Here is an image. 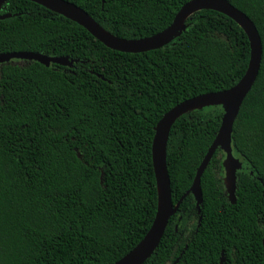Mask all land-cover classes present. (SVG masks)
Masks as SVG:
<instances>
[{
	"label": "trees",
	"instance_id": "obj_1",
	"mask_svg": "<svg viewBox=\"0 0 264 264\" xmlns=\"http://www.w3.org/2000/svg\"><path fill=\"white\" fill-rule=\"evenodd\" d=\"M65 1L116 37L142 39L167 28L190 0ZM228 1L253 22L262 45L231 136L242 162L236 202L227 200L218 149L201 176L199 226L188 195L144 264H220L222 253L225 264H264V0ZM4 14L11 17L0 20V54L78 63L0 64V264H113L155 218L156 124L187 99L233 87L248 66V38L231 19L203 10L171 44L127 54L27 0L7 1ZM222 116V107H208L172 126L166 167L174 205L190 189ZM178 216L184 224L175 230Z\"/></svg>",
	"mask_w": 264,
	"mask_h": 264
},
{
	"label": "water",
	"instance_id": "obj_2",
	"mask_svg": "<svg viewBox=\"0 0 264 264\" xmlns=\"http://www.w3.org/2000/svg\"><path fill=\"white\" fill-rule=\"evenodd\" d=\"M9 0H0V11ZM70 20L85 29L106 48L127 54H139L162 49L171 44L187 28L186 21L199 11H214L234 21L246 34L250 46V57L243 77L230 89L207 93L187 99L163 115L154 128L151 146L152 167L157 189V209L153 223L142 240L123 258L113 264H144L158 247L169 219L177 212L186 196L192 195L196 212L200 214L202 205L201 176L214 153L219 149L224 154L222 167L223 182L227 200L235 204L236 173L242 169V162L233 155L232 131L243 101L251 91L261 64L262 45L253 22L228 0H190L174 16L172 23L163 31L142 39H122L104 30L91 16L76 5L65 0H27ZM10 14L0 15V20L10 18ZM13 60L34 61L45 67L51 64L72 68L76 60L68 57H48L39 53L20 52L0 54V64ZM99 77V76H98ZM101 78V77H99ZM220 106L223 109L220 127L197 168L190 189L174 205L171 198L170 179L166 167V149L169 134L174 123L183 115L208 107ZM178 260L175 262L177 263Z\"/></svg>",
	"mask_w": 264,
	"mask_h": 264
},
{
	"label": "flooded vegetation",
	"instance_id": "obj_3",
	"mask_svg": "<svg viewBox=\"0 0 264 264\" xmlns=\"http://www.w3.org/2000/svg\"><path fill=\"white\" fill-rule=\"evenodd\" d=\"M17 61H18V60H17ZM176 213H177V212H176ZM176 213H175L173 216H176V215H177ZM221 215H226V214H225V213H224V214H220V216H221ZM173 216H172V217H173ZM195 221H196L197 226H199V224H200V222H201V216H200V214H198L197 212H196V218H195ZM193 222H194V221H192V222H185L186 227H188V228H187L188 231L191 230V228H190L189 225H190V224L192 225ZM175 223H176V224L174 225V226H175L174 229L177 230L178 226H179L180 224L183 223V222H182V219H181L180 216L177 217ZM183 224H184V223H183ZM219 263H220V264H225V257L223 256V253H222V255H221L220 259H219Z\"/></svg>",
	"mask_w": 264,
	"mask_h": 264
}]
</instances>
